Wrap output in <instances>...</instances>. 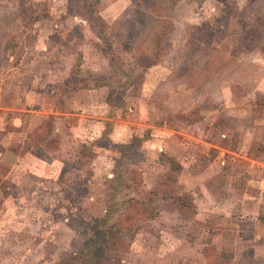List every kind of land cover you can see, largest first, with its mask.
<instances>
[{
    "label": "rangeland",
    "instance_id": "obj_1",
    "mask_svg": "<svg viewBox=\"0 0 264 264\" xmlns=\"http://www.w3.org/2000/svg\"><path fill=\"white\" fill-rule=\"evenodd\" d=\"M161 2L0 0V264H58L117 170L113 264H264V0Z\"/></svg>",
    "mask_w": 264,
    "mask_h": 264
},
{
    "label": "trees",
    "instance_id": "obj_2",
    "mask_svg": "<svg viewBox=\"0 0 264 264\" xmlns=\"http://www.w3.org/2000/svg\"><path fill=\"white\" fill-rule=\"evenodd\" d=\"M161 1H163L161 4L165 3L164 0ZM170 1L173 2L174 6L178 2V0ZM85 3L89 8L92 9L93 6L91 4H88L87 2ZM171 23L172 27H174V23ZM161 32L164 34V30ZM111 133L112 131L109 133L108 130H105L103 137L108 135L111 139ZM132 140L116 145H123L124 148H132ZM9 170L10 167L7 166L3 161H0V174L5 173L6 175L8 174ZM115 175L116 177L112 181V192L109 196L106 214L103 217L97 218L95 220L93 225L90 227V232H88L85 236L82 235V237H80L82 239L77 241L75 250L65 253L58 264H113L111 249L120 248L126 250L128 248V245L123 238L125 229L124 226L121 222H112L114 216L118 212H121L122 209V203L117 200V196L120 191L123 190V185L125 182L121 170H117ZM180 200L181 199L179 198L177 201L180 202ZM133 201V199H129V201L124 202V204H130ZM176 205H179V203ZM125 230L129 231V228H126ZM130 233L133 235L135 231L130 228Z\"/></svg>",
    "mask_w": 264,
    "mask_h": 264
},
{
    "label": "crops",
    "instance_id": "obj_3",
    "mask_svg": "<svg viewBox=\"0 0 264 264\" xmlns=\"http://www.w3.org/2000/svg\"><path fill=\"white\" fill-rule=\"evenodd\" d=\"M104 130H105V129H104ZM113 131H114V126H113ZM111 134H112V133H111ZM110 136H111V139H112V135H110ZM0 142L2 143V140H1ZM121 143H125V142H121ZM3 148H4V147H3ZM3 148H2V149H3ZM20 154H22L21 151H20L19 155L17 156V158L20 157ZM2 155H3V153H2L1 150H0V156H2ZM2 159H3V158H2ZM0 161H2V160H0Z\"/></svg>",
    "mask_w": 264,
    "mask_h": 264
}]
</instances>
